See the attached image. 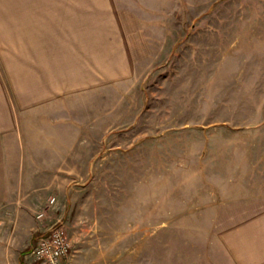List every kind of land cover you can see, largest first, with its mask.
<instances>
[{"label": "rangeland", "instance_id": "374dc122", "mask_svg": "<svg viewBox=\"0 0 264 264\" xmlns=\"http://www.w3.org/2000/svg\"><path fill=\"white\" fill-rule=\"evenodd\" d=\"M120 3L134 79L107 91L78 173L21 204L8 264H35L54 225L65 264H238L264 213V0Z\"/></svg>", "mask_w": 264, "mask_h": 264}, {"label": "crops", "instance_id": "0c3cea01", "mask_svg": "<svg viewBox=\"0 0 264 264\" xmlns=\"http://www.w3.org/2000/svg\"><path fill=\"white\" fill-rule=\"evenodd\" d=\"M3 1L0 264H8L2 242L9 246L24 229L21 204L31 206L36 193L54 192L78 173L72 162H81V148L104 137L107 91L135 74L121 24L131 16L124 0ZM255 222L246 241L255 247L232 249L235 263L264 264V213Z\"/></svg>", "mask_w": 264, "mask_h": 264}, {"label": "built area", "instance_id": "2783aa9c", "mask_svg": "<svg viewBox=\"0 0 264 264\" xmlns=\"http://www.w3.org/2000/svg\"><path fill=\"white\" fill-rule=\"evenodd\" d=\"M50 203L55 204L56 198H51ZM71 252L72 241L66 229L62 225H54L37 238L29 255L35 264H65Z\"/></svg>", "mask_w": 264, "mask_h": 264}]
</instances>
